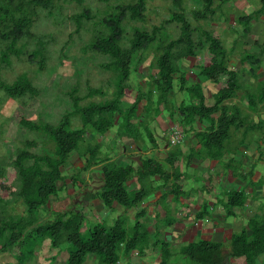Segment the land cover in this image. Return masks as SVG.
<instances>
[{
    "label": "trees",
    "instance_id": "16d2710c",
    "mask_svg": "<svg viewBox=\"0 0 264 264\" xmlns=\"http://www.w3.org/2000/svg\"><path fill=\"white\" fill-rule=\"evenodd\" d=\"M102 1L103 8L97 9L95 14L90 9H84L72 19L78 26L77 32L86 25V30L93 33L84 52L112 59L103 64L105 69L113 70L116 74L110 99L109 92L101 88L88 85L86 93L80 95V87H74L70 93L73 109L66 111L57 124L25 118L20 121L23 129L41 132L53 140L56 147L53 155L34 153L31 148L36 147L37 142L26 140L14 154L0 158V189L3 190L0 193V253H9L15 261L6 264L30 263L46 240L50 242L51 263L63 250L67 255L65 264H86L90 256H96L101 264H116L122 249L126 252L142 251L149 246V235L142 230L141 223H136L131 229L123 220L116 221L113 226L103 223L88 225L82 207L74 206L64 211L46 208L52 197L60 196L66 179H71L74 188L87 185L82 175L96 166H101L102 183L98 189L86 193L88 196L85 199L99 200L109 209L115 205L133 208L144 200L146 193L128 190L127 183L133 178L142 180L156 175L170 176L166 166H174L182 154L178 147L168 152L166 163L143 159L139 170L132 165L111 161L107 156L101 157L96 136H104L115 128L116 116L121 119L119 137L132 138L138 143L141 103L149 102L157 106L156 110L160 113L173 106L172 99L176 96L173 92L178 87L187 93L190 102L182 103L178 108L184 116L176 126L188 132L187 129L192 128L197 120H207L211 128L196 133V137L211 157L220 156L221 152L214 150L223 149L231 131L238 129L248 118L237 104H230L243 87L240 73L230 67L229 58L234 48L228 50L216 31L201 24L214 18L217 0H168L171 2L168 18L152 29L146 28L147 0ZM54 6V0H0L1 64L10 65L12 56L19 59L24 56L29 64L37 67L33 72L45 70L49 60L46 37L37 35L33 29L40 12L53 17ZM263 10L264 0L262 7L238 16L242 39L250 34L252 22L258 19L256 14L263 15ZM172 25L177 26L179 32L161 45L160 37L166 35L168 26ZM155 43L157 47L148 64L149 78L144 82L146 89L139 84L134 101L126 106L123 99L130 88L131 74L139 72L140 64L132 68L134 56L138 54V62H143L147 54L149 56L147 51ZM199 53L203 54L196 59ZM262 55L263 51L261 55L243 52L241 64L247 63L250 67L248 72L257 76L264 61ZM188 58L196 59L194 67L213 85L215 93L211 104L206 101L200 85L187 83L184 62ZM0 92L5 97H0V104L5 99L32 100L41 94L33 77L27 73L18 76L12 83L1 81ZM171 93L175 94L172 99ZM243 94L249 109L255 111L264 103V83L257 92L246 89ZM95 97L103 99L97 101ZM145 107L142 109L147 112ZM215 114H219L217 118ZM74 119L80 121L79 126H73ZM251 128L256 129L258 125L251 124ZM172 130H169V135ZM74 153L83 164L68 178L64 169L70 165ZM11 170L15 175L14 183L7 185L4 181ZM179 176L181 174L175 177L178 179ZM244 201L243 193H232L227 206H242ZM18 203H21L22 211L9 212L8 207ZM42 212L44 215H57L53 219L42 220ZM84 231L86 236L83 235ZM221 248L219 243L199 240L186 245L181 252L193 264H224ZM263 252L264 217L250 220L248 229L232 237L228 256L245 257L250 262ZM167 261L168 258L163 257L162 264H168Z\"/></svg>",
    "mask_w": 264,
    "mask_h": 264
},
{
    "label": "crops",
    "instance_id": "0c3cea01",
    "mask_svg": "<svg viewBox=\"0 0 264 264\" xmlns=\"http://www.w3.org/2000/svg\"><path fill=\"white\" fill-rule=\"evenodd\" d=\"M252 23L251 34L245 39L241 36L232 39L234 52L229 58L230 67L240 73L239 79L243 87L230 104H237L245 116L250 115L258 128H251L250 123L248 126L242 123L238 129H233L230 138L224 142L223 149L214 150L221 152L219 157L208 155V151L199 144L196 137V133L211 128L205 119L197 120L192 128L187 129L188 132H183L185 134L183 144H170L169 130L176 127L183 115L178 108L182 103L190 102L187 93L180 91L178 87L173 93L177 97L179 95V100L171 93V99L175 96L172 99L174 107L161 110L151 120L148 119V112L142 109L147 102L141 103L138 143L132 138L119 137L120 118L115 120L116 126L113 130L100 136V139L96 136V142L101 148V157L107 156L111 161L121 165H132L138 170L142 167L143 159L150 158L166 163L170 150L178 147L182 152L174 166H166L170 172L169 177L156 175L142 180L135 177L127 183L129 191L146 193L144 200L136 207L126 209L115 205L109 209L100 204L104 207L100 212H103L105 218L115 213L119 221L125 216L128 222H124L127 227L131 226L130 229L136 223H141L142 230L146 231L150 238L149 246L142 251L126 252L122 249L116 264H162L163 257L168 258V264H193L181 251L186 245L199 240L219 243L225 258L224 264H264V252L250 262L245 257L228 256L232 237L248 229L250 220L264 217V103L253 111L249 109L247 100L243 99V90L246 92V89H251L257 92L261 83H264V61L257 76L248 72L250 67L247 63L241 64L243 52L261 55L263 51L264 57V14ZM254 27L256 31H253ZM235 42L241 43L242 49L236 48ZM201 56L202 54L198 55L196 59ZM196 59L186 60L188 62L187 66H184L186 80L187 83L200 85L206 101L211 104L215 90L194 67ZM145 78L144 82L148 81L149 74ZM176 78L179 84V79ZM218 115L215 114L214 117L217 118ZM145 119L148 126L146 131H143L141 124ZM161 123H164L162 127ZM74 167L79 169L78 166ZM100 167H93L89 174ZM179 174L181 176L177 179L175 176ZM89 179L85 180L89 182ZM232 193L244 194L245 201L242 206H227ZM81 200L86 199L82 196L77 203ZM87 204L97 209L99 200L87 201ZM84 214L86 215L85 212ZM47 244L50 246L49 240L43 242L41 250ZM39 252L38 250L30 263L25 264H34L33 261L39 264ZM51 256L52 254L48 256V264H52ZM86 264L101 263L96 256H90Z\"/></svg>",
    "mask_w": 264,
    "mask_h": 264
},
{
    "label": "rangeland",
    "instance_id": "374dc122",
    "mask_svg": "<svg viewBox=\"0 0 264 264\" xmlns=\"http://www.w3.org/2000/svg\"><path fill=\"white\" fill-rule=\"evenodd\" d=\"M54 9L52 11L53 17H48L43 12H40L39 18L35 22L33 29L37 35H43L46 37L48 44V56L49 60L43 72H33V69H37L35 65L29 64L24 58H17L12 56L10 65L4 66L0 63V83L1 81L12 83L22 74H28L33 77L34 84L40 89V95L32 100L28 99H5L0 104V158L10 156L21 147L24 141L32 140L37 142V146L31 148L34 153L38 154H50L55 152V144L51 138H47L43 133L31 132L23 129L20 125L21 118L29 119L32 121L44 120L52 124H57L66 111L73 109V104L70 98V93L74 87H80V95H83L87 91L88 85L96 88H101L103 91H108V99L113 91V82L116 78V74L113 70H108L103 67V64L110 62L112 59L97 55L91 52H84V47L87 45L88 40L93 35L91 31L86 30L87 26L83 25L77 32L78 26L72 19L75 14L81 13L84 9H90L92 13L99 8H103L104 2L102 0H54ZM148 12L146 28L152 29L155 25H161L165 21L171 10V2L168 0H147ZM263 5V0H217L215 4V16L211 21L201 22L204 27L212 28L217 34L221 36L224 45L228 50L232 47V39L242 35L241 26L239 24L238 16L249 14L253 9H258ZM196 5L194 4L193 7ZM264 14V10H263ZM256 18H259L260 14ZM255 18V19H256ZM207 24V25H206ZM258 26V25H257ZM166 35L160 37V44H165L169 39L177 35L178 28L175 25L168 26ZM256 31L255 27L254 30ZM251 34V33H250ZM157 44L155 43L148 51L147 58L143 62H138L139 55L136 54L133 59L132 68L138 64L139 72H133L130 78V88L126 92L124 97V105L131 104L138 92L137 87L139 84L144 85V78L150 73L148 64L151 60V54L154 53ZM236 48L242 49V44L237 43ZM203 54L199 53L198 55ZM188 62H184V66H187ZM190 64V63H189ZM144 85L142 88H144ZM146 89V88H144ZM0 97H4L0 92ZM5 98V97H4ZM179 100L180 97H175ZM94 99L101 100V97H95ZM86 101L82 102L85 103ZM155 105H151L147 102L145 110L148 112V119L157 115ZM158 108V107H157ZM119 119L116 116V120ZM246 126L255 124L252 121V117L249 115L247 120L243 122ZM80 125V121L73 120V126ZM164 123L160 124L162 127ZM116 126V125H115ZM148 126L147 119L141 124L143 131H146ZM245 128V127H244ZM255 129V128H254ZM113 130V129H112ZM148 134V133H147ZM100 136H98L99 138ZM89 138V137H88ZM90 139V138H89ZM100 139V138H99ZM95 143V140L92 141ZM82 148V146H80ZM51 152V153H50ZM82 162L78 158L76 153L70 158V165L64 169V174L67 177H71L82 167ZM84 172L83 179H89L87 185H78L77 188L71 184V179H66L64 182V190L58 198L52 197L50 205H47V209L52 211H64L70 208L82 207L83 211L87 215L86 223L88 225L105 224L107 226H113L117 221L115 213L105 218L103 212L104 207L99 206L97 209L90 207L87 204V200L80 201V198L87 197L85 193H90L91 190H96L100 187L102 180L101 171L96 170L92 172ZM90 175V176H88ZM96 175V176H95ZM15 175L11 170L8 172L6 179L7 185L14 183ZM81 184V183H80ZM61 185V184H60ZM63 185V183H62ZM80 186H82L80 188ZM0 193L3 190L0 189ZM6 196V194H5ZM90 202V201H89ZM15 210H13V208ZM9 208V212H21V203L12 204ZM50 210V212H51ZM42 220L54 218L55 213H48L44 215ZM120 220L128 222V218L122 216ZM131 226H128L130 229ZM86 236V231L83 232ZM48 244L44 246L43 250L39 249V264H48V256L51 254L48 249ZM66 253L62 250V253L56 255L52 264H65ZM30 257H27L29 259ZM15 262L14 258L9 253H0V264H6L9 262ZM28 261V260H27ZM37 261V258H36ZM34 264L37 262L33 261Z\"/></svg>",
    "mask_w": 264,
    "mask_h": 264
},
{
    "label": "built area",
    "instance_id": "2783aa9c",
    "mask_svg": "<svg viewBox=\"0 0 264 264\" xmlns=\"http://www.w3.org/2000/svg\"><path fill=\"white\" fill-rule=\"evenodd\" d=\"M185 134L177 126L173 128L170 134V142L172 145H180L184 142Z\"/></svg>",
    "mask_w": 264,
    "mask_h": 264
}]
</instances>
